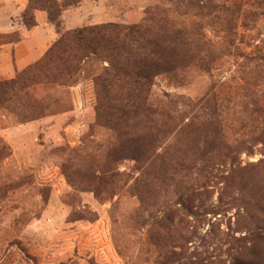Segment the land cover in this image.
I'll list each match as a JSON object with an SVG mask.
<instances>
[{
	"label": "rangeland",
	"instance_id": "1",
	"mask_svg": "<svg viewBox=\"0 0 264 264\" xmlns=\"http://www.w3.org/2000/svg\"><path fill=\"white\" fill-rule=\"evenodd\" d=\"M188 2L78 0L59 27L34 10L29 28L30 0H0V83L62 32L140 24L159 5L195 34ZM240 2L232 31L203 20L213 58L154 79L150 103L173 120L147 158L119 156L136 131L98 117L107 63L0 87V264H264V0Z\"/></svg>",
	"mask_w": 264,
	"mask_h": 264
},
{
	"label": "trees",
	"instance_id": "2",
	"mask_svg": "<svg viewBox=\"0 0 264 264\" xmlns=\"http://www.w3.org/2000/svg\"><path fill=\"white\" fill-rule=\"evenodd\" d=\"M188 1L187 8H196L198 12L191 14L186 8L183 16L191 21L192 28L197 27L195 34L185 27H177L169 16L171 9L161 5L148 12L140 24L109 22L67 30L43 58L14 79L0 83V87L16 93L34 85L40 77L50 82L69 83L87 63H107L94 79L98 117L136 131L128 133L127 141L120 144L116 152L119 156L147 158L168 135L173 120L150 103L154 79L184 67L188 59L196 58L202 50L208 49L213 58L214 43L204 33L203 20L209 19L208 24L212 26L225 24L226 31H232L236 15L241 14L240 0ZM77 4L78 0H30L23 15L24 23L29 28L36 26L32 11L42 10L49 22L59 27L63 11Z\"/></svg>",
	"mask_w": 264,
	"mask_h": 264
}]
</instances>
